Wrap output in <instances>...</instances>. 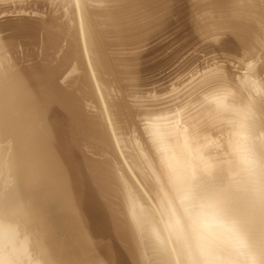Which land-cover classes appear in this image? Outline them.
Returning <instances> with one entry per match:
<instances>
[{"label":"bare ground","instance_id":"6f19581e","mask_svg":"<svg viewBox=\"0 0 264 264\" xmlns=\"http://www.w3.org/2000/svg\"><path fill=\"white\" fill-rule=\"evenodd\" d=\"M249 252L264 260V0H0V264Z\"/></svg>","mask_w":264,"mask_h":264},{"label":"clouds","instance_id":"9594fccd","mask_svg":"<svg viewBox=\"0 0 264 264\" xmlns=\"http://www.w3.org/2000/svg\"><path fill=\"white\" fill-rule=\"evenodd\" d=\"M204 215V209H196L193 208V216H194V222H200L201 228L205 227V222L202 220V217ZM236 229L234 228V232ZM233 264H264V260L260 258L257 254L254 253H247L245 258L240 262H233Z\"/></svg>","mask_w":264,"mask_h":264}]
</instances>
